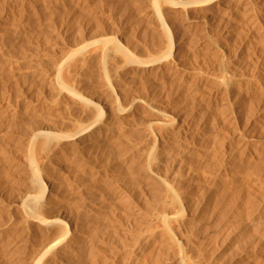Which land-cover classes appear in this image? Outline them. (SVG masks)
<instances>
[{
	"label": "rangeland",
	"instance_id": "obj_1",
	"mask_svg": "<svg viewBox=\"0 0 264 264\" xmlns=\"http://www.w3.org/2000/svg\"><path fill=\"white\" fill-rule=\"evenodd\" d=\"M176 1L198 0H160L174 39L169 55L152 0H0V176L9 174L0 180V264H32L56 231L27 224L20 212L38 193L29 147L53 199L41 198L38 212L70 223L73 234L69 255L60 241L57 258L41 264H181L180 256L189 264H264V0H234L231 17ZM105 37L109 84L99 56ZM152 57L171 70L136 68ZM57 67L67 88L52 79ZM223 75L229 92L216 106L199 102ZM81 129L99 135L30 140L36 130ZM152 150L159 160L146 173ZM165 185L186 200L178 214L167 210L182 250L154 218ZM150 227L156 237L141 244Z\"/></svg>",
	"mask_w": 264,
	"mask_h": 264
},
{
	"label": "bare ground",
	"instance_id": "obj_2",
	"mask_svg": "<svg viewBox=\"0 0 264 264\" xmlns=\"http://www.w3.org/2000/svg\"><path fill=\"white\" fill-rule=\"evenodd\" d=\"M238 1V0H236ZM235 1V2H236ZM243 1V0H241ZM246 1V0H245ZM160 0H152V7H151V11H152V15L154 17H156V19L158 20L159 24H160V27L161 29L165 32V37L167 39V43L168 44V54L170 55L173 47H174V39H173V36L171 35V33L169 32V30L166 29V26H165V21L161 15V11H160ZM204 3H208L210 4L209 5V9L213 10V12L216 14V15H223V16H226V17H231L233 15V12H232V5H234V0H198V1H189V2H171L170 4H181L182 5V8L185 9L187 7H197L201 4ZM239 2V1H238ZM247 2H249L247 0ZM240 3V2H239ZM253 4V3H252ZM238 5V4H237ZM173 6V5H172ZM202 6V5H201ZM207 6V5H206ZM246 6V4H245ZM177 7V6H175ZM208 7V6H207ZM181 8V6H180ZM234 8V7H233ZM182 9V11H183ZM188 9V8H187ZM186 9V10H187ZM208 9V8H207ZM206 9V10H207ZM188 11V10H187ZM208 12V11H207ZM248 12V11H246ZM252 12V11H251ZM246 14V13H245ZM214 15V14H213ZM263 16V15H262ZM261 16V17H262ZM252 17V16H251ZM186 19V18H185ZM107 40L108 38H101L100 40H98L99 42L103 43V46L101 47V49H99V56H100V63L103 65V68H104V72H103V77L105 82H107V84H109V78H108V73L106 71V68H105V60H106V56H107ZM117 44V43H115ZM211 44V43H210ZM210 46V45H209ZM83 48V47H82ZM81 48V49H82ZM114 50L115 51H121L125 58H126V61L128 62H133V61H136L135 58L132 57L131 54L128 53V49L121 45V44H117V45H114ZM161 59V57H152V58H149L148 60H141V61H138L137 60V63L135 66L136 68H138L139 70H143L144 72H147V71H150V70H153L155 68H158L159 70H161L162 72H165L166 70H171V65L169 66V64H166V66L164 67V65H162V67H159L157 66L159 63H162L161 61H159ZM166 61V60H164ZM165 63V62H164ZM167 63V62H166ZM163 64V63H162ZM60 71H61V67H57L54 71V75L52 76V79L59 83L60 86L62 88H67L68 86L61 80L60 78ZM1 77V76H0ZM4 79V78H3ZM220 79V78H218ZM259 79V78H258ZM220 82H218L215 87V89L213 88H210L209 90H207L202 96L198 97L197 99L199 100V102H203L206 103V106L207 104H210V105H217V99L218 97H222L224 96L226 93H228L229 91L227 90V86H231L233 83H232V80L231 78H229V76H225L223 75V77L221 78V80H218ZM106 84V83H105ZM195 86V85H193ZM207 86V85H206ZM214 87V86H213ZM239 88V87H238ZM230 89V88H229ZM194 90V89H193ZM192 90V91H193ZM205 91V90H204ZM228 91V92H227ZM69 92L70 94L73 95V97H80V94L77 93V91L73 90V89H69ZM196 92V91H195ZM194 93V92H193ZM198 93V91L196 92V94ZM199 94V93H198ZM232 94V93H231ZM223 98V97H222ZM221 102V101H220ZM219 102V103H220ZM225 102V101H224ZM222 102V103H224ZM221 105V104H219ZM226 105V104H224ZM209 106V105H208ZM222 106V105H221ZM220 106V107H221ZM118 107V106H117ZM218 107V106H217ZM225 107V106H223ZM119 108V107H118ZM117 108V109H118ZM221 109H224L221 107ZM98 111V112H97ZM97 113H98V116L99 117L98 119L99 120H102V118H105L103 117V110L101 108H99L98 110V107H97ZM118 111V110H116ZM121 111V109H120ZM219 111V110H218ZM119 112V111H118ZM220 114V113H219ZM229 116V115H228ZM222 119V118H221ZM226 119V118H225ZM231 120V119H230ZM225 121V120H224ZM107 121L105 122H102V126H106L107 124ZM99 124V123H98ZM108 126V125H107ZM116 127V126H115ZM89 128V127H88ZM93 128V127H92ZM103 129H106L107 130V127H103ZM115 129V128H114ZM118 129V128H117ZM102 128H99L97 129V132L101 131ZM110 130V129H109ZM84 131V132H83ZM118 131V130H117ZM96 130H92V129H86V131L84 129H81V130H78L76 131L75 133H71V134H57V133H51L49 131H45V130H36V131H33L30 135V140L31 142H34L37 138H41L42 139V142H45V141H49L51 139H58L60 141H66V140H69V139H75L77 141H82V140H85L83 138H86V137H92L93 136H98L99 134L95 133ZM73 137V138H72ZM94 139V138H93ZM97 139V137L95 138V140ZM89 140V139H88ZM94 140V141H95ZM157 145V144H156ZM157 147V146H156ZM157 150V149H156ZM184 151V150H182ZM27 156V160H28V171L30 172L31 174V183L32 185L38 189V193L35 194V195H29L27 200H24L23 204L20 205V212H22L23 214V218H24V221L27 223V220L28 221H31L33 223H36L38 225H44L46 224L47 226H50V227H53V225H56V231H55V237L52 236L51 238H53L52 240L50 241H46V242H39V243H42L41 245L39 244L37 247L39 248L38 251H37V255L34 259V262L32 264H41L42 260H43V257L46 256V255H50V257H48L49 259H56L57 258V254L55 253V246L61 241V242H65V244L63 245V243L61 245L62 248H61V252H63V254H67L69 255V250L68 248L70 247L71 245V242L73 240V234H69L70 232V223L62 220L61 218H59L58 216L52 214V216H49V217H44L43 215H41L39 212H38V208L40 207V201H41V198H45L47 197L49 199V201L53 200L52 199V196L49 195V188H48V182L42 177V174L40 173V169L38 168L37 164H36V161H35V157H34V154L32 152V149L31 147H29V149L27 150L26 152ZM166 155V154H165ZM168 155V154H167ZM225 155V154H224ZM160 156V155H158ZM176 156V155H175ZM182 157V156H181ZM147 158V157H146ZM165 159V158H163ZM176 159V158H174ZM157 160H159V158L157 157V153H155V150H152L150 153H149V156L147 158V164L141 166L142 168L144 167V171L146 173H149V170H150V164L155 162L157 163ZM174 162V161H173ZM181 162V161H180ZM154 164V163H153ZM226 164V163H225ZM155 165V164H154ZM181 170V169H180ZM194 172V171H193ZM158 173V172H157ZM195 173V172H194ZM5 175V174H4ZM9 175V174H8ZM0 176V180H6L7 176ZM141 175V174H140ZM143 175V174H142ZM151 175V174H150ZM147 176V175H146ZM149 176V175H148ZM159 176V175H158ZM163 176V175H162ZM169 176V175H168ZM191 176V175H190ZM194 177V175H192ZM144 177V176H143ZM149 177H152V176H149ZM165 177V176H163ZM146 178V177H145ZM153 178V177H152ZM161 178V177H160ZM195 178V177H194ZM141 179V178H140ZM168 179V178H167ZM152 180V179H151ZM164 180V179H163ZM4 182V181H3ZM151 182V181H150ZM146 183V182H145ZM163 183V182H162ZM152 184V183H151ZM150 185V184H149ZM164 191H162V194H161V191H160V195L157 194L158 198L160 199V208L161 210H159L158 214L156 213L155 215V219L157 221H159L160 223H162V225L164 226V229H163V232L164 233H167V237H168V240L170 242V244H175L176 247L179 249V250H182V243L184 245V242H183V238L181 237H176L174 232L179 229L177 228L175 231L173 228V231L171 230L172 228H170L171 225L170 222L172 219H175L176 218V215L175 214H178L180 211H183V203L182 201L184 200H181L180 201V198L177 194V190H173V188L169 185H165L164 186ZM156 192V191H155ZM158 193V192H157ZM179 193V192H178ZM183 194V193H182ZM49 195V196H48ZM162 195V198L165 199L162 200L160 197ZM181 195V194H180ZM51 196V197H50ZM185 196V195H184ZM192 196V195H191ZM182 197V195H181ZM186 197V196H185ZM46 198V199H47ZM47 199V200H48ZM187 199V198H186ZM55 201V200H54ZM54 201H53V205H54ZM157 201V200H156ZM186 200H184L185 202ZM188 201V200H187ZM48 202V201H47ZM158 202V201H157ZM159 203V202H158ZM186 203V202H185ZM52 204H50L52 206ZM156 204V203H155ZM56 206V205H55ZM187 206V204H186ZM57 207V206H56ZM191 207V206H190ZM169 208H172L171 211L173 210H176L175 214L172 215V212L170 214L167 213V210L169 211ZM188 208V207H187ZM186 208V209H187ZM53 209H54V206H53ZM151 209V208H150ZM154 209V208H153ZM157 208H155L156 210ZM156 210V211H158ZM154 211V210H152ZM59 212V211H58ZM61 212V211H60ZM154 215V213H152ZM153 215H152V218H153ZM190 215V213H189ZM151 216V214H150ZM184 217V216H183ZM26 218V219H25ZM151 218V219H152ZM186 219V218H185ZM154 221V219H153ZM26 223H23V224H26ZM30 223V222H29ZM27 223V224H29ZM32 223V224H33ZM35 224V225H36ZM52 225V226H51ZM72 225V224H71ZM151 226V225H150ZM154 225L152 224V227ZM184 226V225H183ZM150 227V228H152ZM173 227V226H172ZM149 228V225L147 227V229ZM155 228V227H154ZM152 228V229H154ZM146 229V230H147ZM144 230V232L146 231ZM150 230V229H149ZM158 231V229H156ZM148 231V230H147ZM146 231V233H147ZM143 232V231H142ZM140 231V233H142ZM149 232V231H148ZM182 232V231H181ZM178 233V232H177ZM52 234V232L50 233ZM54 234V233H53ZM148 234V235H147ZM146 236H142L141 240H139V242H141V244H143V242L147 243L149 242L150 240H153V238L156 237V233H155V229L154 230H151L150 234L147 233ZM179 234V233H178ZM181 234V233H180ZM49 235H47L48 237ZM179 236V235H178ZM184 237V236H183ZM50 238V239H51ZM159 238V237H158ZM189 238V237H188ZM186 241L187 239L184 238ZM9 240V239H8ZM11 240V239H10ZM155 240V239H154ZM158 240V239H157ZM4 241V239H3ZM6 241V240H5ZM4 241V242H5ZM60 242V243H61ZM137 242V241H136ZM155 242V241H154ZM157 242V241H156ZM7 243V241H6ZM138 244V243H137ZM8 246V244H7ZM141 245L139 244V246H137V248L133 251L134 255H137L138 253L141 252L142 250V247H140ZM140 247V248H139ZM154 247V246H153ZM156 247V246H155ZM159 248V247H158ZM157 248V249H158ZM3 250V249H2ZM6 251V249L4 250ZM58 252V251H56ZM35 253V252H34ZM51 253V254H50ZM82 253V252H81ZM59 254V253H58ZM80 254V253H79ZM78 254V255H79ZM48 255V256H49ZM66 256V255H65ZM54 261V260H53ZM179 262L181 264H189L187 262L184 261V258L183 256H180V259H179ZM22 264V263H21ZM191 264V263H190Z\"/></svg>",
	"mask_w": 264,
	"mask_h": 264
}]
</instances>
